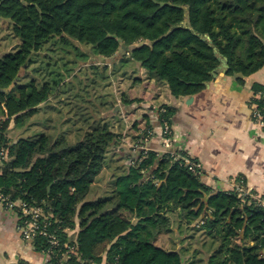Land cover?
Instances as JSON below:
<instances>
[{"label":"trees","instance_id":"16d2710c","mask_svg":"<svg viewBox=\"0 0 264 264\" xmlns=\"http://www.w3.org/2000/svg\"><path fill=\"white\" fill-rule=\"evenodd\" d=\"M0 20L9 47L0 57V147L8 146L0 190L42 210L48 232L75 247L71 264H264L262 205L236 191L212 192L171 152L140 149L133 157L132 148L119 147L108 109L83 118L87 127L76 141L45 131L16 142L7 135L12 120L22 129L43 104L71 91L94 107L73 91L82 85L79 72L99 65L93 58L116 75L139 63L177 98L200 92L219 56L229 58L232 72L257 69L264 64V0H0ZM78 30L86 51L77 45ZM254 91L264 93V86ZM254 102L264 108V98ZM173 113L162 106L161 123L171 124ZM110 154L127 163L103 196L88 200ZM174 227L186 246H157ZM33 242L49 248L42 235Z\"/></svg>","mask_w":264,"mask_h":264},{"label":"crops","instance_id":"0c3cea01","mask_svg":"<svg viewBox=\"0 0 264 264\" xmlns=\"http://www.w3.org/2000/svg\"><path fill=\"white\" fill-rule=\"evenodd\" d=\"M3 24L7 26L6 21L0 20V57L9 49L2 37ZM227 59L228 68L219 60L220 65L212 79L197 94L177 98L171 94L170 88L164 87L163 94L155 97L153 91L148 95L140 92L137 96L124 97L126 100L119 102L116 111L132 120L139 129L131 139L124 135V146L132 148L133 157L140 149L181 153L200 164V179L212 192L234 191L238 182L264 198V130L253 117L254 100L259 94H255L254 86H264V64L246 72L232 67V72ZM137 70L144 81H150L149 84L156 80L149 79L147 70L140 64ZM134 100L140 101L126 106ZM162 106L174 110L170 143L165 142L163 124L159 119ZM5 118L0 109V119ZM28 128H19L20 137L28 136L23 133ZM13 129L17 128L12 120L7 135L16 142L17 139L13 140L9 134ZM19 223L15 211L0 206V264H50L52 258L45 251L23 239ZM199 223L202 224V220L193 226ZM198 237L196 234V241ZM186 238L174 227L172 232L160 234L156 243L167 250H180L186 246Z\"/></svg>","mask_w":264,"mask_h":264},{"label":"rangeland","instance_id":"374dc122","mask_svg":"<svg viewBox=\"0 0 264 264\" xmlns=\"http://www.w3.org/2000/svg\"><path fill=\"white\" fill-rule=\"evenodd\" d=\"M75 39L82 50L86 51L88 49L84 43L86 37L79 30ZM92 61H96L99 65H97L95 70H81L79 73L82 85L75 86L73 91L76 90L75 93L83 94V99L93 101L96 105L91 107L87 101L78 103L79 100L73 97L72 91L65 93L61 98L52 99L48 105L44 104L42 106L40 113L32 118L30 124H28L29 128L23 132L25 133L24 135L45 131L55 137L68 134L71 139L76 141L79 137L78 129L84 131L87 127V122L83 118H88L90 114L95 115L96 111L100 109H108L107 116L110 118L107 121L109 125L113 131L121 134L122 140L119 147L125 145V136L131 139L133 134H136L135 123L132 120H127L120 114V111H116V107L120 105L119 102H124L126 100L124 97L129 95L137 96L140 92L148 95L153 91V97L158 96L160 93L163 94L164 87L169 88L168 83L160 79H156L151 84H149L150 81H144V77L137 70L139 64L135 62H130L127 67L122 69V72L116 75L112 72L115 67L109 65L107 69H104L102 59L93 58ZM97 72L98 74L95 75ZM87 92H89V95ZM102 103L104 104L102 105ZM79 106L84 111L80 112ZM139 113H142L141 110H139ZM20 132L21 130L17 128L13 129L9 134L14 140L21 136ZM118 159L119 157L115 154L109 155L104 168L94 179L91 191L87 196L88 200L103 196L110 189L111 182L116 179L117 168L127 163L126 160L118 161ZM69 234L72 235L73 232L69 231ZM75 237L76 235H74Z\"/></svg>","mask_w":264,"mask_h":264},{"label":"built area","instance_id":"2783aa9c","mask_svg":"<svg viewBox=\"0 0 264 264\" xmlns=\"http://www.w3.org/2000/svg\"><path fill=\"white\" fill-rule=\"evenodd\" d=\"M258 98H264V93H259ZM254 119L264 130V108H260L257 103L254 102ZM163 134L166 143H170L173 136L172 126L169 122H163ZM175 160H182L189 169L196 173L201 174L202 169L199 163L191 160L187 156L178 153L171 152ZM8 159V146L0 147V165L2 161ZM240 197L249 196L252 200H255L259 205L264 207V198H261L252 190L246 188L242 183L236 184L234 189ZM0 206L6 209L15 211L19 218V232L23 239L35 245L33 242L36 236L42 235L48 238L49 248L45 251L50 258L56 259L58 264H71L68 260L71 255L75 253V247L69 246L67 243H61L60 238L55 233H49L47 230V218L44 217L42 210L39 207L28 205L22 200H12L6 196L0 190ZM74 233V231H71Z\"/></svg>","mask_w":264,"mask_h":264},{"label":"water","instance_id":"95a60500","mask_svg":"<svg viewBox=\"0 0 264 264\" xmlns=\"http://www.w3.org/2000/svg\"><path fill=\"white\" fill-rule=\"evenodd\" d=\"M122 49L125 50V51H128L129 50V48L126 47L125 45L122 46ZM215 52H217V50H215ZM219 60L223 63L224 67L228 68V63H227L228 59L227 58H221V57H219Z\"/></svg>","mask_w":264,"mask_h":264}]
</instances>
